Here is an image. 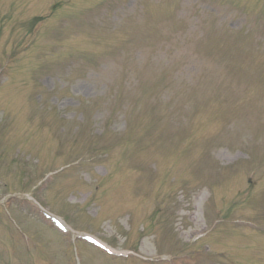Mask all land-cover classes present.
<instances>
[{"label": "rangeland", "instance_id": "rangeland-1", "mask_svg": "<svg viewBox=\"0 0 264 264\" xmlns=\"http://www.w3.org/2000/svg\"><path fill=\"white\" fill-rule=\"evenodd\" d=\"M0 264H264V0H0Z\"/></svg>", "mask_w": 264, "mask_h": 264}, {"label": "bare ground", "instance_id": "bare-ground-1", "mask_svg": "<svg viewBox=\"0 0 264 264\" xmlns=\"http://www.w3.org/2000/svg\"><path fill=\"white\" fill-rule=\"evenodd\" d=\"M196 216H197V214H195ZM199 231H201V229L198 227H194V228H192L190 231H187V233H188V235L189 236H192L193 234H195V233H198ZM95 237V236H94ZM95 239H97L98 241H100V242H103V243H105L106 244V246L110 249V250H112V251H114V252H117V253H119L121 250H117L116 248H114V247H112L111 245H109V244H107L106 242H104L103 240H101L100 238H95ZM152 249L150 248V250L149 249H147V251H151ZM152 255H154L153 254V252L151 253ZM150 255V254H149Z\"/></svg>", "mask_w": 264, "mask_h": 264}]
</instances>
